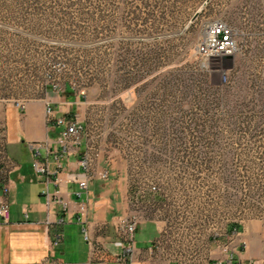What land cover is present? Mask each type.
<instances>
[{
    "label": "rangeland",
    "instance_id": "374dc122",
    "mask_svg": "<svg viewBox=\"0 0 264 264\" xmlns=\"http://www.w3.org/2000/svg\"><path fill=\"white\" fill-rule=\"evenodd\" d=\"M204 1L0 0V99L80 101L132 189L160 188L140 219L164 221L178 255L207 259L234 225L239 253L264 251V0H209L185 29ZM213 20L239 32L238 50L204 62L195 46Z\"/></svg>",
    "mask_w": 264,
    "mask_h": 264
},
{
    "label": "crops",
    "instance_id": "0c3cea01",
    "mask_svg": "<svg viewBox=\"0 0 264 264\" xmlns=\"http://www.w3.org/2000/svg\"><path fill=\"white\" fill-rule=\"evenodd\" d=\"M46 100L53 102L58 115L72 114L78 119L81 116L80 101L70 100L68 94L49 91L42 97L26 100L22 110L12 103L0 105V121L6 126L7 155L16 164L8 175L11 186L7 198L9 220L3 222L0 219V264H43L49 255L62 264H101L103 260L105 264H115L119 253L114 246L118 238L117 226L132 212L128 171L122 164L116 165L113 159L100 153L96 168L108 170L109 178L93 179L87 190L79 187L78 181L83 180L84 175L78 159L85 149V141L97 145L101 152L103 150L100 143L92 139L85 123L87 139L80 146H71L70 152L63 155L62 170L54 173L55 153L40 147L39 158L48 161L51 174L36 171L32 145L48 142L54 152L61 154L60 147L55 144L61 127L47 124ZM147 147L146 142L139 147L143 165L149 160ZM2 199L0 188V202ZM63 203H66L65 208ZM82 204L86 215L84 221H79ZM61 219L63 223L57 224ZM163 226L164 221L139 220L132 264H176V251L164 243ZM57 232L61 234V241L52 247ZM238 256L243 261L257 260L264 256V251L253 246ZM197 259L206 264L203 255Z\"/></svg>",
    "mask_w": 264,
    "mask_h": 264
},
{
    "label": "built area",
    "instance_id": "2783aa9c",
    "mask_svg": "<svg viewBox=\"0 0 264 264\" xmlns=\"http://www.w3.org/2000/svg\"><path fill=\"white\" fill-rule=\"evenodd\" d=\"M238 36L239 32L232 26L221 20H213L209 22L202 31L195 46V51L200 55L204 62L218 60L219 58L231 55L238 50ZM221 79L223 82H226V74H222ZM1 102L2 100L0 99V105ZM25 102L26 100H13L11 103L19 110H22L24 109ZM44 112L47 124L61 127V130L55 139V144L60 147L61 154H58L57 151L54 152L52 146L49 145L48 142L32 145L35 156L33 166L36 171L43 175L51 174L48 167V161H42L39 158V148L45 147L50 153H55L54 160L56 171L54 173L57 174L63 169V155L70 152L71 146H80L83 140L87 139L86 129L77 116L72 114L58 115L53 102L49 100L45 101ZM85 142V149L80 153L78 159V164L84 175L83 180H79L78 184L83 190H87L88 184L95 178L101 180L109 178L108 170H97L96 168L101 149L92 142H87V140ZM15 166L16 164L7 155L6 126L0 121V188L3 195V199L0 202V219L3 222H8L9 220L10 210L7 198L11 186L8 181V175ZM159 191V187L150 183L147 187V192L139 186L136 191L133 190V192L130 193L129 203L132 212L129 216L123 218L117 226L118 238L114 241V246L119 249V253L116 254L115 264H132L135 249V233L140 220L138 212L141 210V206L145 208L146 204L151 203L152 201V198H147L146 195L155 194ZM78 195H80V192ZM63 204L65 208L66 203ZM79 212L80 217L78 220L84 221L86 215L84 204L79 207ZM62 223L63 219L57 221V224ZM238 229L239 228L237 227H233L228 230L227 237H229V240L226 243L218 245L220 256L212 257L211 255H213L214 251L211 249V251L208 252L209 256L205 259L206 264H264V256L258 260L249 259L247 261H243L239 258V252L243 251L247 247V244L238 238L240 236ZM166 230V227L163 226L161 230L163 236H165ZM86 238H88L87 233ZM60 241L61 234L57 232L54 235L51 246H57ZM218 241L219 240H214L213 242L217 243ZM214 243L211 242V244ZM191 252L192 251L186 254V256L178 255L176 252L177 254L174 258L176 264H201L196 256L190 254ZM43 264H62V262L49 255L45 258ZM101 264H105L104 260Z\"/></svg>",
    "mask_w": 264,
    "mask_h": 264
},
{
    "label": "water",
    "instance_id": "95a60500",
    "mask_svg": "<svg viewBox=\"0 0 264 264\" xmlns=\"http://www.w3.org/2000/svg\"><path fill=\"white\" fill-rule=\"evenodd\" d=\"M209 0H205L202 5L197 9V11L194 13L192 18L189 20V22L186 24L185 29L190 27V25L193 23L194 19L201 13L203 8L208 4Z\"/></svg>",
    "mask_w": 264,
    "mask_h": 264
},
{
    "label": "trees",
    "instance_id": "16d2710c",
    "mask_svg": "<svg viewBox=\"0 0 264 264\" xmlns=\"http://www.w3.org/2000/svg\"><path fill=\"white\" fill-rule=\"evenodd\" d=\"M182 1H183V0H182ZM182 18H183V17H182ZM183 21H184L183 19H180V21H179L180 25H181V23H183ZM156 133H157V132H156ZM157 134L159 135V133H157ZM160 139H161V138H159V140L157 139L158 142L160 141L159 144L162 143V141H161ZM134 186H135V185H134ZM134 186H133V182H130V193L133 192L134 189H132V188H133ZM138 188H139V186H138ZM155 194L158 195V196L161 197V198L164 197L163 194H161V193H159V192H157V193H155ZM234 227H238V226L234 225Z\"/></svg>",
    "mask_w": 264,
    "mask_h": 264
}]
</instances>
